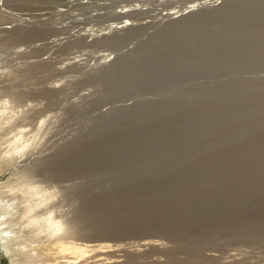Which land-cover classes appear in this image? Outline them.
<instances>
[{
	"label": "rangeland",
	"instance_id": "374dc122",
	"mask_svg": "<svg viewBox=\"0 0 264 264\" xmlns=\"http://www.w3.org/2000/svg\"><path fill=\"white\" fill-rule=\"evenodd\" d=\"M73 2L0 16L1 28L32 21L0 34L3 86L28 123L53 116L41 149L55 174L38 179L58 191L55 206L79 233L134 225L110 264H264V0ZM2 218L0 264H16ZM145 238L162 244L134 246Z\"/></svg>",
	"mask_w": 264,
	"mask_h": 264
},
{
	"label": "bare ground",
	"instance_id": "6f19581e",
	"mask_svg": "<svg viewBox=\"0 0 264 264\" xmlns=\"http://www.w3.org/2000/svg\"><path fill=\"white\" fill-rule=\"evenodd\" d=\"M66 0H0V16L4 14V12L7 11L8 7H37L38 4H40L41 6L42 5H47L46 3H50L49 5L51 4H56L57 6L59 7H62L64 5H71V3H74L73 1L75 0H68V2ZM161 1V0H160ZM163 1V0H162ZM84 2V1H83ZM124 2V1H123ZM76 3V2H75ZM79 3V2H78ZM86 3V2H85ZM89 3V2H88ZM83 4V3H82ZM48 5V7H49ZM46 7V6H44ZM53 7V6H51ZM65 7V6H64ZM187 7V6H186ZM191 7V6H190ZM47 8V7H46ZM50 8V7H49ZM58 8V7H56ZM223 8V6H222ZM40 9L42 10V8L40 7ZM107 9V8H106ZM188 9V8H187ZM186 9V10H187ZM193 9V8H192ZM220 9V8H219ZM224 9V8H223ZM10 10V9H8ZM17 10V9H16ZM15 9L13 11H16ZM34 10V9H33ZM46 10V9H45ZM71 10V9H70ZM104 10V9H103ZM108 10V9H107ZM105 10V11H107ZM185 10V11H186ZM19 11V8L18 10ZM27 11V10H26ZM50 11V10H49ZM58 11V10H57ZM65 11V10H64ZM68 11V10H67ZM94 11V10H93ZM184 11V10H183ZM189 11V10H188ZM194 11V10H193ZM192 11V12H193ZM222 11V10H220ZM36 12H39V11H36ZM40 12H43V11H40ZM39 12V13H40ZM45 12V11H44ZM47 12V11H46ZM53 12V11H52ZM56 12V11H55ZM54 12V13H55ZM59 12V11H58ZM57 12V13H58ZM70 12V11H69ZM82 12V11H81ZM84 12V11H83ZM104 12V11H103ZM182 12V10H181ZM7 13V12H6ZM10 13V12H9ZM12 13V12H11ZM14 13V12H13ZM21 13V12H20ZM25 13V12H24ZM24 13L22 12V14L24 15ZM35 13V12H34ZM38 13V14H39ZM56 13V14H57ZM60 13V12H59ZM58 13V16L60 15ZM71 13V12H70ZM74 14L76 12H73ZM89 13V12H87ZM96 13V12H95ZM107 13V12H106ZM184 13V12H183ZM182 13V14H183ZM26 14V13H25ZM31 14V13H30ZM33 14V13H32ZM37 14V13H36ZM37 14V15H38ZM64 14V13H63ZM80 14V13H79ZM102 14V13H101ZM181 14V15H182ZM186 14V13H184ZM197 14V13H196ZM12 15H18L17 13L16 14H12ZM21 15V14H20ZM35 16V14H33ZM66 15V14H65ZM71 15V14H70ZM77 15H78V12H77ZM83 15V14H81ZM99 15V14H98ZM5 16V15H4ZM10 16V15H9ZM30 16V15H29ZM63 16V15H62ZM68 16V15H66ZM72 16V15H71ZM71 16L69 18H71ZM14 16H12L13 18ZM39 17V16H38ZM64 17V16H63ZM75 17V16H74ZM85 17V16H84ZM191 17V16H190ZM1 18V17H0ZM7 18V17H6ZM21 18V17H20ZM25 17L23 16V19L19 21V23H15L13 24V26H8L7 27L5 26L7 24V22H4L5 25L3 28H1V24H0V34L1 33H5V32H8L10 34L11 30L12 29H28V28H25V27H28L30 25H28L30 22H32L31 20H25L24 19ZM31 18H32V15H31ZM35 18V17H34ZM41 18V17H39ZM186 18V16H185ZM184 18V19H185ZM195 18V17H194ZM198 18V17H197ZM208 18V17H207ZM14 19V18H13ZM17 19V18H16ZM27 19V18H26ZM37 19V18H36ZM91 19V18H90ZM175 19V18H174ZM172 19V20H174ZM0 20H5L4 19H0ZM33 20V18H32ZM39 20V19H38ZM167 20V19H166ZM190 20V19H189ZM193 20V19H192ZM191 20V21H192ZM198 20V19H197ZM204 20V19H202ZM9 21V20H8ZM69 20H67V24L70 23L72 24L71 22H68ZM71 21V19H70ZM1 22V21H0ZM27 22V23H26ZM29 22V23H28ZM38 22V21H37ZM40 22V20H39ZM38 22V23H39ZM64 22V21H63ZM64 22V23H65ZM73 22V21H72ZM75 22V21H74ZM171 22V21H170ZM177 22V21H176ZM175 22V23H176ZM189 22V21H188ZM24 23H26L27 25H25ZM96 23V22H95ZM156 23V21L154 22ZM172 23V22H171ZM174 23V22H173ZM174 23V24H175ZM178 23V22H177ZM203 23V22H202ZM206 23V22H205ZM35 24V23H34ZM58 24V23H57ZM82 24V23H81ZM180 24V23H179ZM183 24V22H182ZM181 24V25H182ZM36 25V24H35ZM44 24H42L43 26ZM76 25V24H75ZM192 25V24H191ZM205 25V24H204ZM33 26V25H32ZM45 26V25H44ZM56 26V25H55ZM63 25L61 24L60 27H62ZM71 26V25H70ZM74 26V25H73ZM14 27V28H13ZM34 27H37V26H34ZM166 27V26H165ZM172 27V26H171ZM170 27V28H171ZM180 27V26H179ZM30 28V27H29ZM47 28V27H46ZM57 28H59L57 26ZM64 28V27H62ZM76 28V26L74 27V29ZM187 28V27H186ZM18 29V30H19ZM39 29V27H38ZM43 28H41L42 30ZM48 29V28H47ZM47 29H44L47 31ZM54 29V28H52ZM56 29V28H55ZM65 29V28H64ZM71 29V28H70ZM167 29V28H166ZM175 29V28H174ZM37 30V28H36ZM51 30V28L49 29ZM58 30V29H57ZM89 30V29H88ZM93 30V29H92ZM164 30V28H163ZM28 30H26L27 32ZM40 31V29H39ZM54 31V30H53ZM60 31V30H58ZM31 32H35V31H31ZM38 32V31H37ZM77 32V31H75ZM73 32V33H75ZM158 32V31H157ZM156 32V33H157ZM162 32V31H161ZM164 32V31H163ZM15 33V31H14ZM13 33V34H14ZM17 33V32H16ZM15 33V34H16ZM21 33V32H20ZM28 33H30L28 31ZM39 33V32H38ZM41 35H38V36H42V33L41 32ZM64 33V32H63ZM66 34L68 33L65 32ZM91 33V32H90ZM99 32L98 31H95L92 32L90 35H88V38L89 39H92L94 40L96 37H98V34ZM8 34V35H9ZM14 34V35H15ZM19 34V33H18ZM44 34V33H43ZM46 35H48L47 33H45ZM52 36L54 34L50 33ZM62 34V33H61ZM70 34V33H69ZM100 34V33H99ZM3 35V34H2ZM6 35V34H5ZM3 36H0V39L1 37H3L4 39L6 38L7 39V35L6 37ZM22 35V34H21ZM30 35V34H29ZM29 35H27L29 37ZM44 35V37L46 36ZM68 35V34H67ZM74 35V34H73ZM20 36V35H19ZM25 36V35H24ZM55 36V35H54ZM53 36V38H54ZM66 36V35H65ZM64 36V37H65ZM103 36V35H102ZM18 37V35H17ZM16 37V38H17ZM21 37V36H20ZM19 37V38H20ZM23 37V36H22ZM21 37V38H22ZM47 37H50L51 36H47ZM57 37V36H56ZM55 37V38H56ZM2 38V41L4 40ZM12 38H15V37H12ZM15 38V39H16ZM17 38V39H19ZM33 38V37H32ZM46 38V37H45ZM49 38V39H50ZM59 38V37H58ZM61 38V37H60ZM24 39V38H23ZM27 39V38H26ZM29 39V38H28ZM42 39V38H41ZM115 39V38H114ZM9 40V39H8ZM88 40V39H87ZM119 40V39H118ZM121 40V39H120ZM5 41V40H4ZM3 41V42H4ZM53 41V40H52ZM73 41V40H72ZM6 42V41H5ZM70 42V41H69ZM68 42V43H69ZM99 42V41H98ZM106 42V41H105ZM67 43V42H66ZM109 43V42H108ZM72 44V42H71ZM70 44V45H71ZM22 45V44H21ZM82 44H80L81 46ZM5 46V45H4ZM9 47V45H7ZM1 47V46H0ZM4 49V48H3ZM17 49V48H16ZM6 50V48H5ZM1 51V49H0ZM3 52H6L4 50H2ZM1 51V52H2ZM12 51V50H11ZM0 52V56L3 55L2 53ZM9 52V51H8ZM20 52V51H19ZM185 52V51H184ZM15 53V52H13ZM21 54L19 55H22V51L20 52ZM7 54V53H5ZM10 54V53H9ZM18 54V53H17ZM188 54V53H187ZM11 55V54H10ZM9 55V56H10ZM14 55V54H13ZM18 55V56H19ZM7 56V55H6ZM5 56V57H6ZM7 56V57H9ZM12 56V55H11ZM10 56V57H11ZM17 56V57H18ZM23 56V55H22ZM16 57V56H15ZM14 57V58H15ZM21 57V56H19ZM108 57V56H107ZM110 57V56H109ZM184 57V56H183ZM186 57V56H185ZM40 58V57H39ZM77 59H79V57L76 56ZM82 58V57H81ZM87 58V57H86ZM103 58V57H102ZM101 58V59H102ZM106 58V57H105ZM6 58H4L5 60ZM11 58H9L10 60ZM21 59V58H20ZM68 59V58H67ZM70 59V58H69ZM68 59V61H70ZM74 59V58H73ZM72 59V60H73ZM100 59V60H101ZM4 60H1L0 59V142H3L5 141V139L9 136L11 137H14V138H20V139H23L25 141H27V143L30 145V150L27 151L26 154L22 155L19 159H15L13 161H6L3 157V152L2 150H0V177H4V176H7V179H5L4 182H0V212H3V218H2V222L4 225H8L7 229H6V235H7V238L9 240L8 244H7V247L9 249H11L12 251L14 250L16 252V256H17V259H18V262L16 264H99V263H102V262H107L106 264H110V263H113V257L114 259L116 258L115 255H114V252L116 250L119 249H122L120 248L123 243H120V238L124 236L127 237V235H130L131 233H134L136 231L135 228H133V223H132V229H134L135 231L132 232L130 231V228L129 230L126 228L125 230H103L102 229V224L104 225V223L102 222H95V223H98L97 224V231L96 230H93L94 232H90L92 234H88L89 230L86 231L85 228H80L82 229L81 232H75L74 229H72V224H71V216H70V213L68 211H63V209H60V207L58 208L57 206H55V201L58 200V191L56 189H54L52 186L50 187L49 185L48 186H44L41 182V180L38 179V174L39 173H47L48 169L51 170L50 173L52 175L55 174V169H54V158L52 159V157H47L48 159H46V156L45 158L43 157V148L41 149V145L44 146L43 144V140H44V137L46 136L47 137V134L45 135V132L43 131L45 129V127H47V125L49 124V119H47L48 117L49 118H52L53 116H49L48 117L46 116L45 117V114H44V117L43 115L40 117V116H37L36 113H34L37 117H40L38 118V120L36 119L37 117H35V124L32 125L31 123H28L27 122V117L26 115L28 114L26 109H20L21 105H18L16 106L15 104V99L14 97L12 96V94H8L7 92L9 88H7V90L5 89L6 86H3L5 81V78L6 76H8V78L10 77L11 73H12V70H9L11 69L10 67H8L7 65H5L7 62H5ZM8 60V58H7ZM12 60V59H11ZM15 60V59H14ZM18 60V58H17ZM39 60V59H38ZM81 59H79L80 61ZM100 60H98L99 62H101ZM106 60L105 62H107V58L104 59ZM4 61V62H3ZM20 61H23L22 59ZM73 61H77V60H73ZM72 61V62H73ZM16 62V61H15ZM19 62V61H17ZM26 62V61H25ZM32 63V61H30ZM37 62V60H36ZM36 62H33V63H36ZM41 62V61H40ZM39 61L37 63H40ZM45 61H43V64H44ZM72 62L70 65H72ZM104 62V61H103ZM14 63V62H13ZM32 63V64H33ZM42 63V62H41ZM46 63V62H45ZM63 63H67V62H63ZM70 63V62H69ZM68 63V64H69ZM74 63V62H73ZM76 63V62H75ZM74 63V64H75ZM11 64V63H9ZM20 64V62H19ZM19 64L15 63L16 66H18ZM24 64V63H23ZM42 64V65H43ZM100 64V63H99ZM104 64V63H103ZM13 64V66H15ZM25 65V64H24ZM39 65V64H38ZM69 65V66H70ZM15 66V67H16ZM28 66V65H27ZM32 65L30 64L29 67H31ZM36 67V65H34ZM33 66V67H34ZM40 66V65H39ZM66 66V64H65ZM67 65V67H69ZM21 67V65H20ZM48 67V65L46 66ZM19 68V67H17ZM15 68V70L17 69ZM25 67H23L24 69ZM32 68V67H31ZM30 68V69H31ZM39 68V67H37ZM65 68V67H63ZM22 69V68H21ZM21 69H19L18 71H20ZM22 69V70H23ZM28 70V68H27ZM11 73H10V72ZM14 71V69H13ZM17 71V73H19ZM31 71V70H29ZM41 71V69H40ZM39 71V73H40ZM23 72V71H22ZM10 73V75H9ZM26 73V71H25ZM29 73V72H28ZM26 73V74H28ZM37 73V72H36ZM42 73V72H41ZM102 73V72H101ZM16 74V72H15ZM23 74V73H22ZM35 75V73L32 72L31 75ZM57 74V73H56ZM55 74V75H56ZM112 74V73H111ZM13 75V74H12ZM17 76V74H16ZM22 76V75H21ZM28 76V75H27ZM20 77V76H18ZM33 77V76H32ZM16 78V77H15ZM21 78V77H20ZM19 78V80H21ZM28 78V77H26ZM95 78V76L93 77ZM97 78H99L97 76ZM105 78V77H104ZM11 79V78H10ZM14 79V78H12ZM23 81L25 82V78L23 77ZM54 79V78H53ZM9 80V79H8ZM10 81V80H9ZM13 81V80H12ZM10 81V82H12ZM14 81H16L14 79ZM22 81V83H23ZM56 81V80H55ZM17 83H20L19 81ZM58 83V82H57ZM10 84V83H9ZM53 84V83H51ZM5 85H8V84H5ZM13 85H14V82H13ZM22 85H26V84H22ZM22 85H15V88H18L19 86H22ZM57 88H58V85H60V83L56 84ZM12 88V85H8ZM52 86V85H51ZM55 86V84H54ZM53 86V87H54ZM14 87V86H13ZM21 88V87H20ZM19 88V89H20ZM28 88V87H26ZM26 88H23V89H26ZM48 88V87H47ZM18 89V90H19ZM22 89V88H21ZM32 91V88H30ZM36 89V88H35ZM38 89V88H37ZM52 89V88H51ZM56 89V88H55ZM4 90H6V92H4ZM14 90V89H13ZM49 90V89H48ZM62 90V89H61ZM12 91V90H10ZM23 90H21L22 92ZM27 91V89H26ZM55 91V90H54ZM59 91V90H58ZM50 92V91H49ZM7 93V95L5 94ZM11 93V92H9ZM20 93V92H19ZM58 93V92H57ZM14 94V92H13ZM17 94V93H16ZM15 94V95H16ZM46 94V93H45ZM52 94V93H51ZM49 94V95H51ZM19 96V95H17ZM21 96V95H20ZM46 96V95H45ZM49 97V96H48ZM52 97V95L50 96ZM54 97V96H53ZM24 99V98H23ZM53 99V98H52ZM20 100V99H19ZM22 100V99H21ZM10 101V103H9ZM24 102V101H23ZM27 103V102H26ZM31 103V102H29ZM18 104V103H17ZM21 104V103H20ZM25 104V103H24ZM35 104V103H34ZM36 105V104H35ZM38 105V104H37ZM41 105V103H40ZM39 105V106H40ZM32 106V105H31ZM25 107V105H24ZM27 107V106H26ZM32 107H35V106H32ZM42 107V106H40ZM37 108V107H36ZM38 109V108H37ZM41 109V108H40ZM30 110V109H29ZM34 110V109H33ZM36 110V109H35ZM39 111V110H37ZM41 111V110H40ZM39 113V112H38ZM41 113V112H40ZM34 115V116H35ZM32 116V115H31ZM52 121V120H51ZM53 123V122H52ZM53 127V126H52ZM51 131V128L49 129V131L47 130V132L49 133ZM241 132V131H240ZM51 134V132H50ZM49 134V135H50ZM52 135V134H51ZM53 137V136H52ZM111 137V136H110ZM49 138V137H48ZM45 140L48 142L50 141L51 139L47 140L45 138ZM45 141V143H46ZM49 144V143H48ZM53 144V142H52ZM47 147V146H46ZM0 149H2V143H0ZM51 149V147H50ZM49 153V152H48ZM46 154V153H45ZM34 156H37V157H34ZM46 159V160H44ZM155 161V160H154ZM153 163V162H152ZM11 165V167H10ZM210 170V169H209ZM9 173H12V175H9ZM67 173V172H66ZM138 180V179H137ZM57 185V184H56ZM21 189H28V196L32 202V204L34 205V208L35 209H42V213H37V215H40V214H50V213H56L57 216L60 218L61 221H63V226H59L58 229H57V234L55 237H52V236H44V237H41V238H37V239H33V238H23V231H22V227L18 225V221L15 217V215L11 212V209L13 207L12 203H10V200H9V193H15L17 192L18 190H21ZM60 191V190H59ZM70 192V191H69ZM61 197V196H60ZM64 199V198H63ZM142 199V198H141ZM140 199V200H141ZM97 200V199H96ZM144 201V200H143ZM96 203H100L101 202L99 200L95 201ZM142 202V201H141ZM88 203H86L87 205ZM95 205V206H98L99 205ZM215 204V203H214ZM58 205V204H57ZM90 205V204H89ZM92 205V204H91ZM94 205V204H93ZM98 209V208H97ZM94 211V210H93ZM98 211V210H97ZM163 211V210H162ZM101 212V211H100ZM92 213V212H91ZM158 213V212H157ZM161 213V212H160ZM99 214V212H98ZM103 214V213H102ZM97 215V214H96ZM101 215V214H100ZM98 215V216H100ZM112 216V215H111ZM114 216V215H113ZM108 217V216H107ZM158 217V216H157ZM35 218V217H34ZM94 218V217H93ZM101 218V217H100ZM103 218V217H102ZM135 219V218H134ZM148 219V218H147ZM145 220V218L143 219ZM83 221H84V218H83ZM87 221V220H86ZM102 221V220H101ZM106 221V220H105ZM118 220H116V223H119L117 222ZM121 221V220H120ZM147 221V220H146ZM111 222V221H110ZM115 222V221H114ZM134 222V221H133ZM137 222V221H136ZM135 222V224H136ZM143 222V221H142ZM141 222V223H142ZM148 222V221H147ZM92 223V222H91ZM94 223V222H93ZM140 223V224H141ZM89 224V223H88ZM124 224V223H123ZM130 224V223H129ZM129 224H127L129 226ZM138 224V223H137ZM147 224V223H146ZM150 223L149 222V226H150ZM119 225H122V224H119ZM118 225V226H119ZM125 225V226H127ZM157 225V224H156ZM124 226V225H122ZM147 225V227H149ZM155 226V225H154ZM84 227V226H83ZM115 227V226H114ZM136 227V225H135ZM141 227V225H140ZM156 227V226H155ZM154 227V228H155ZM107 228V227H106ZM117 228V226H116ZM125 228V227H124ZM109 229V228H108ZM161 229V227H160ZM159 229V230H160ZM138 230V229H137ZM147 230V229H145ZM151 230V228H150ZM158 230V229H156ZM158 230V231H159ZM86 231V232H84ZM96 231V232H95ZM139 231V230H138ZM155 231V230H154ZM146 232V231H145ZM169 232V231H168ZM130 233V234H128ZM138 234V232H136ZM151 233V232H150ZM156 233V232H155ZM158 233V232H157ZM135 234V233H134ZM133 234V235H134ZM133 235L131 234V237H133ZM180 235V234H179ZM19 237V238H18ZM119 238V239H118ZM141 238V237H140ZM143 238V237H142ZM139 239V238H138ZM133 240V239H132ZM122 241V240H121ZM124 241V240H123ZM137 241V240H136ZM134 242V241H133ZM132 242V243H133ZM135 243V242H134ZM161 242L158 240V239H154V238H151V239H140V241H137V244L134 245V246H138V247H147V246H161ZM129 245V244H128ZM132 245V244H131ZM130 246V245H129ZM129 248V247H128ZM133 248V247H131ZM121 251V250H120ZM125 251V250H124ZM127 251V250H126ZM116 253V252H115ZM118 254V253H117ZM103 256V257H102ZM98 257H101V259H99ZM132 257V256H131ZM138 257V256H137ZM98 258V260H97ZM127 258V257H126ZM89 259H94L93 261H89ZM137 260V258H132L131 261H129V264H133V262ZM116 261V260H115ZM114 261V263H115ZM240 262V261H238ZM117 263H120L117 261ZM236 263V262H235ZM104 264V263H103ZM121 264V263H120ZM128 264V262L126 263ZM238 264V263H237ZM245 264V263H243Z\"/></svg>",
	"mask_w": 264,
	"mask_h": 264
},
{
	"label": "clouds",
	"instance_id": "9594fccd",
	"mask_svg": "<svg viewBox=\"0 0 264 264\" xmlns=\"http://www.w3.org/2000/svg\"><path fill=\"white\" fill-rule=\"evenodd\" d=\"M0 143H2V149L0 150H2L6 161L19 159L30 150L27 141L20 138L9 136ZM9 175H12V173H9ZM28 191V189H21L15 193H9V200L13 205L11 212L15 215L18 225L22 227L23 238L55 237L58 227L63 226V221L56 213L37 215V213H42L43 210L34 208L28 196Z\"/></svg>",
	"mask_w": 264,
	"mask_h": 264
}]
</instances>
